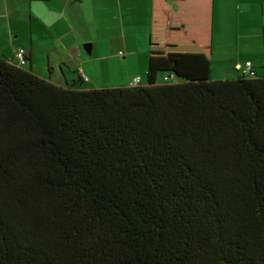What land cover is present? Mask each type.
I'll return each mask as SVG.
<instances>
[{
	"label": "trees",
	"instance_id": "trees-1",
	"mask_svg": "<svg viewBox=\"0 0 264 264\" xmlns=\"http://www.w3.org/2000/svg\"><path fill=\"white\" fill-rule=\"evenodd\" d=\"M213 31L151 0L136 86L0 57V264H264V75L212 79Z\"/></svg>",
	"mask_w": 264,
	"mask_h": 264
},
{
	"label": "crops",
	"instance_id": "crops-1",
	"mask_svg": "<svg viewBox=\"0 0 264 264\" xmlns=\"http://www.w3.org/2000/svg\"><path fill=\"white\" fill-rule=\"evenodd\" d=\"M194 1L202 11L210 4V0ZM238 1L241 12L242 0ZM212 3L215 28L219 0ZM150 9L151 0H0V57L13 63L15 51L23 48L29 67L39 77L61 84L74 77L72 70L91 85L96 84L94 74L106 59L113 62L118 82L113 87L130 86L135 78L145 83ZM137 38L145 42L137 44ZM101 40L109 53L99 55L98 50L93 56Z\"/></svg>",
	"mask_w": 264,
	"mask_h": 264
},
{
	"label": "rangeland",
	"instance_id": "rangeland-1",
	"mask_svg": "<svg viewBox=\"0 0 264 264\" xmlns=\"http://www.w3.org/2000/svg\"><path fill=\"white\" fill-rule=\"evenodd\" d=\"M239 5L238 0H219L217 5L211 55V78L214 80L235 78L240 73L236 65L243 67L246 60L251 62L257 75H264V0H259V4L255 0H242L241 12ZM139 35L135 34L134 37ZM138 38L135 41L142 45L145 40ZM102 42L98 43L93 56L98 54V50L99 55L109 53ZM144 45L148 54V41ZM85 55L91 58L86 51ZM112 63L106 59L100 63L94 74L96 84L92 85H96V88H113L118 83L113 76ZM88 85L95 87L90 83Z\"/></svg>",
	"mask_w": 264,
	"mask_h": 264
},
{
	"label": "built area",
	"instance_id": "built-area-1",
	"mask_svg": "<svg viewBox=\"0 0 264 264\" xmlns=\"http://www.w3.org/2000/svg\"><path fill=\"white\" fill-rule=\"evenodd\" d=\"M28 63L27 61V52L25 49L23 48H18L16 51H15V61H14V64L19 66V67H22V66H26ZM240 73L242 74H248L250 73V70H251V63L250 62H246L245 65L243 67H240ZM140 84V79L139 78H135L132 82V85L133 86H136Z\"/></svg>",
	"mask_w": 264,
	"mask_h": 264
}]
</instances>
